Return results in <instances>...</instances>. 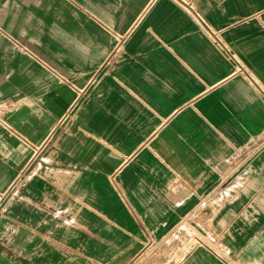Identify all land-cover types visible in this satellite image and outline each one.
I'll use <instances>...</instances> for the list:
<instances>
[{"label":"crops","instance_id":"0c3cea01","mask_svg":"<svg viewBox=\"0 0 264 264\" xmlns=\"http://www.w3.org/2000/svg\"><path fill=\"white\" fill-rule=\"evenodd\" d=\"M263 138L264 0H0V264H264Z\"/></svg>","mask_w":264,"mask_h":264},{"label":"rangeland","instance_id":"374dc122","mask_svg":"<svg viewBox=\"0 0 264 264\" xmlns=\"http://www.w3.org/2000/svg\"><path fill=\"white\" fill-rule=\"evenodd\" d=\"M160 252L161 251L157 250L156 246L149 247V249L146 251V253L141 256V259L136 264H145L146 263V259L155 258V256L157 254H159Z\"/></svg>","mask_w":264,"mask_h":264},{"label":"built area","instance_id":"2783aa9c","mask_svg":"<svg viewBox=\"0 0 264 264\" xmlns=\"http://www.w3.org/2000/svg\"><path fill=\"white\" fill-rule=\"evenodd\" d=\"M6 106H7V104H6ZM261 142H264V138H263V140H261ZM261 142H260V144H261ZM258 147H259V144L255 145L253 147H247L246 150H244L243 161H246V160L250 159L255 154V152L257 151Z\"/></svg>","mask_w":264,"mask_h":264}]
</instances>
